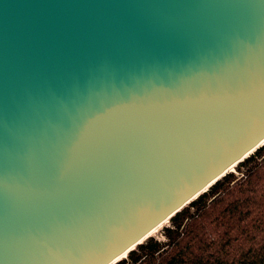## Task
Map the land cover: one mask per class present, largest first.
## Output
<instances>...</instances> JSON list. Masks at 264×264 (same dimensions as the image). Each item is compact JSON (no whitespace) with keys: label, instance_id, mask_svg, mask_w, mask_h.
Wrapping results in <instances>:
<instances>
[{"label":"water","instance_id":"95a60500","mask_svg":"<svg viewBox=\"0 0 264 264\" xmlns=\"http://www.w3.org/2000/svg\"><path fill=\"white\" fill-rule=\"evenodd\" d=\"M264 140V0H0V264H115Z\"/></svg>","mask_w":264,"mask_h":264},{"label":"trees","instance_id":"16d2710c","mask_svg":"<svg viewBox=\"0 0 264 264\" xmlns=\"http://www.w3.org/2000/svg\"><path fill=\"white\" fill-rule=\"evenodd\" d=\"M115 264H264V145Z\"/></svg>","mask_w":264,"mask_h":264},{"label":"rangeland","instance_id":"374dc122","mask_svg":"<svg viewBox=\"0 0 264 264\" xmlns=\"http://www.w3.org/2000/svg\"><path fill=\"white\" fill-rule=\"evenodd\" d=\"M264 145V143L261 145V146H263ZM235 168L236 167H234L231 171H229V172H232V173H235V174H237L236 173V170H235ZM169 225V221H166V222H164L163 224H161L159 227H157L155 230H153L149 235H148V237L147 238H145L142 242H144L145 240H147L148 238H154V239H157V240H163V237H162V231H163V229L165 228V227H167ZM126 256H127V254L122 258V259H125L126 258ZM122 259H120V260H122Z\"/></svg>","mask_w":264,"mask_h":264},{"label":"bare ground","instance_id":"6f19581e","mask_svg":"<svg viewBox=\"0 0 264 264\" xmlns=\"http://www.w3.org/2000/svg\"><path fill=\"white\" fill-rule=\"evenodd\" d=\"M263 143H264V140L259 144V146H261ZM232 169H233V168H231V169L228 170V171H231ZM165 222H166V221H165ZM162 224H163V223H162ZM154 230H155V229H154ZM151 232H152V231H151ZM151 232H150V233H151ZM150 233H149V234H150ZM147 237H148V236H147ZM147 237H146V238H147ZM142 241H143V240H142ZM142 241H141V242H142ZM126 254H127V253H126ZM126 254H124V255H122L120 258H118V259L116 260V262H117L118 260L122 259Z\"/></svg>","mask_w":264,"mask_h":264}]
</instances>
